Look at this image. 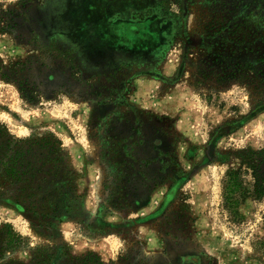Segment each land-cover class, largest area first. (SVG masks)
<instances>
[{
  "label": "rangeland",
  "instance_id": "obj_1",
  "mask_svg": "<svg viewBox=\"0 0 264 264\" xmlns=\"http://www.w3.org/2000/svg\"><path fill=\"white\" fill-rule=\"evenodd\" d=\"M112 12L117 13L108 26L120 38L108 32L107 22L101 25ZM96 18L99 36L88 29ZM94 36L108 53L125 47L133 55L117 53L105 62L86 56L98 48L90 40ZM122 63L150 68L167 97L177 82L192 87L210 103L203 116L214 110L219 120L218 127L211 123L210 134L217 136L206 153L183 145L186 171L191 168L187 160L227 163L210 161L198 180L185 184L181 203L168 207L166 243L181 244L176 253L168 248L167 264L173 258L178 264H264V0H0V123L18 139L52 134L60 140L64 163L75 171L66 181L78 194L89 187L70 150L88 129L84 115L90 106L80 102L112 89L108 82L92 81L90 69L99 66V75L106 77L110 66ZM118 74L132 78L135 73ZM116 90L125 98L123 85ZM146 125V144L136 154L114 145L134 134L131 122L108 121L93 138L101 142L99 158L108 166L111 195L104 203L109 206L135 203L127 164L153 159L155 136ZM162 148L166 160L176 159L171 138L163 139ZM29 200L20 205L0 197V264H101L96 251L100 254L101 242L111 255L119 251L117 238H100L96 226L103 224L84 214L83 205L59 222L42 218ZM150 249L144 256L139 244L121 264H140L142 256H150L149 264H162L164 251Z\"/></svg>",
  "mask_w": 264,
  "mask_h": 264
},
{
  "label": "crops",
  "instance_id": "obj_2",
  "mask_svg": "<svg viewBox=\"0 0 264 264\" xmlns=\"http://www.w3.org/2000/svg\"><path fill=\"white\" fill-rule=\"evenodd\" d=\"M125 8L128 7L125 6L123 10ZM116 13H108L104 18L106 20H103L101 25H105L107 22V27H109L108 24L110 25L111 20H115ZM120 14L121 12H119ZM98 23L97 19L94 22V27L88 28L93 31L92 34H98ZM109 31L112 34L120 35L113 27H109ZM122 36H119V38ZM90 40L97 42L98 44L95 43L94 46L98 48L93 49L94 52H86V56L93 57L95 60H101L100 62H105L117 53H119V56L123 54L133 55V52H126L127 49L125 47L122 50L116 49L110 51L109 54L104 48L100 47L99 37L94 36ZM99 68V66H96L94 69H90V71H93L91 80L95 82L100 80L99 84L108 82L112 86V89H110L111 91L106 96H100L99 93H95L92 98L83 101L84 103L80 102L84 105L87 103L90 106L84 115V119L86 120L84 126L88 129L84 130V134L78 135L80 142H77V140V143L72 145L70 150L76 162L75 168L83 174V178L89 185L85 190H82L81 187L79 189V192H82L81 194L86 196V209L88 213H91L96 218V221H100L103 224L96 226L101 232L100 238L114 237L117 238L114 240L119 244V251L117 253L113 252L111 255V249H107V246L102 248L104 243L101 242L100 254L96 250L98 255H100L99 257H101L100 263L121 264V257H124V254L128 252H133L132 250L136 249L139 244L142 246L144 256H146L145 252L148 253L151 250V245L157 246L158 252L160 251L161 253L165 246V240L168 237L166 218L168 216L167 211L171 210L168 207L171 204L176 206L177 203H181L185 184L187 185L192 179L198 180V174L201 172L199 170L207 167L211 162L225 164L227 161L217 159L216 161L214 160L215 162L212 160H210L211 162H203V160L196 162L198 160L193 159L187 160L189 167H191L189 171H186L187 169L183 167L184 164L180 160L184 150L183 145L186 148L191 146L196 147L197 153L201 151L206 153L207 148L217 136L215 133L210 134V130L219 125V120L213 117L215 111L211 110V108L209 109L211 111L206 116H203V112L205 111L203 109L204 106H208L210 103L191 90L192 87L189 88L187 85L184 87L182 82H177L171 89L172 97H167L168 93H165L166 87L164 83L158 80L150 68H146V66L136 67L124 63L118 66H110L109 70L106 71L110 74L106 77L99 75ZM79 72H83V69L80 68ZM119 72L135 74L131 78L130 76L120 75L118 74ZM120 84L127 90L125 98L124 92L119 93L116 90V87ZM108 104H112L113 107L111 111L106 112L104 108ZM96 113H98V117L94 116ZM144 115L146 116V122L143 121ZM95 117L96 123L93 121ZM108 121L131 122L133 124L131 131L134 134H128L126 136L127 139H116V143L114 144H122L123 152L126 154L129 152L134 154L139 153L147 140V137L143 136L145 129L148 127L146 123L151 124L149 126L153 127V134L155 136L152 142L153 159L150 161L133 160L127 164L131 170L133 179H131V176H128V180L126 181L128 185L134 187L133 191L137 193L132 200L135 202L134 205H139V202L145 201L146 203L142 207L135 208L134 205L120 206L115 204L109 206L104 203L108 199V195H111L110 187L106 190V186L109 185V178H106L108 166L99 158L101 156L99 155L101 152V142H97L93 138H98L97 133L100 127H103ZM167 121L170 124L169 127L166 125ZM211 123L215 125L214 128L211 127ZM93 131H95V134H92ZM164 138H171V144L174 145L176 159L172 162L164 158L167 153L162 148ZM184 139L186 142H184ZM161 156L163 158L162 161ZM155 157L157 158L155 159ZM120 164L122 165V163ZM168 170H174V172L168 176ZM191 170L193 171L191 172ZM119 177L121 176L119 175ZM159 177H163V179L160 180ZM156 178L158 179L156 180ZM116 180L117 186L122 184L121 178H117ZM118 191L119 189H117ZM114 193H116V190L112 195ZM179 207L180 204L177 209ZM151 215L153 216L152 219L149 218ZM189 216L192 217L193 214L190 213ZM110 225L113 227L115 225L116 227L111 228L109 227ZM153 234L156 236L155 241L152 240ZM149 257L147 256L144 261L147 262ZM140 263L142 264L143 261Z\"/></svg>",
  "mask_w": 264,
  "mask_h": 264
},
{
  "label": "trees",
  "instance_id": "obj_3",
  "mask_svg": "<svg viewBox=\"0 0 264 264\" xmlns=\"http://www.w3.org/2000/svg\"><path fill=\"white\" fill-rule=\"evenodd\" d=\"M62 146V142L52 134L42 139H18L0 123V197L20 205L30 199L36 213L42 212V218L52 220L58 217L59 222L80 205L87 215L84 195L73 192L69 181H66L69 173L75 171L69 163H64ZM37 153L44 155L38 159ZM47 165L49 167H45ZM76 199L83 201L78 205Z\"/></svg>",
  "mask_w": 264,
  "mask_h": 264
},
{
  "label": "flooded vegetation",
  "instance_id": "obj_4",
  "mask_svg": "<svg viewBox=\"0 0 264 264\" xmlns=\"http://www.w3.org/2000/svg\"><path fill=\"white\" fill-rule=\"evenodd\" d=\"M76 18V17H75ZM98 19V18H97ZM96 19V20H97ZM99 21V20H98ZM173 229H174V227H173ZM174 240H176V239H174ZM167 242V239L165 240V246H164V249H162L163 251H164V253H163V262H162V264H167V260H168V256H167V250H168V248L169 249H174L173 251H174V253H176V250H177V247H179V244H181L180 242H178V243H176L175 241L172 243V244H168V243H166ZM173 245V246H172ZM169 258H172V257H170L169 256ZM142 261H143V263L142 264H149V261L150 260H147V262H145L144 261V258H143V256H142ZM150 259V258H149ZM171 261H170V264H178V263H180L177 259H175V258H173V259H170ZM141 264V263H140Z\"/></svg>",
  "mask_w": 264,
  "mask_h": 264
}]
</instances>
